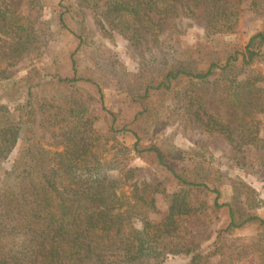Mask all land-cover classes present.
Segmentation results:
<instances>
[{"label": "trees", "instance_id": "1", "mask_svg": "<svg viewBox=\"0 0 264 264\" xmlns=\"http://www.w3.org/2000/svg\"><path fill=\"white\" fill-rule=\"evenodd\" d=\"M64 2L57 8L59 26L76 37L78 46L70 54L71 76L52 77L51 83L79 85L99 102L104 98L101 86L78 69L76 54L84 43V30L70 28L67 15L84 17L82 9H89L101 32H117L151 53L169 20L196 18L202 11L206 35L232 34L241 12V0H76V7ZM29 4L39 6V0ZM250 8L264 13V0H251ZM55 37L51 23L41 14H20L0 0V95L14 93L13 100L23 102L15 113L0 104V165L22 140L11 169L0 176V264H161L166 256L182 254L190 258L187 264H210L222 254V246L205 251L195 238L185 239V223L199 211L194 194L201 191L216 194L213 210H228L230 222L217 238L247 224L264 233L263 218L248 215L239 222L230 204L219 203L218 190L187 179L186 170L179 173L166 166L180 187L169 192L163 182L131 183L135 170L127 168L124 160L112 166L113 161L101 162L109 140L118 133H132L137 149L139 137L132 121L117 128L115 114L104 107L111 125L102 134L86 118L89 108L82 99L65 111L54 100H36L42 82L33 86L31 78L10 82L11 69L24 60L40 58ZM186 53L187 58L165 70L162 80L146 82L140 98L151 91L168 92L174 81L188 78V86L176 94L186 123L196 131L224 136L233 149L264 146L256 123V115L264 113V74L251 68L256 59H264V29L250 38L244 50L233 49L223 60H210L205 69L196 67L200 48ZM146 111L142 106L132 120ZM37 120L48 135L40 138L46 140V148L37 138ZM23 130L29 134L21 139ZM143 152L166 165L159 149ZM127 153V148L122 149L120 158ZM113 170L116 177L109 174ZM158 194L163 195L165 212L157 207ZM261 247L256 250L258 264H264Z\"/></svg>", "mask_w": 264, "mask_h": 264}, {"label": "rangeland", "instance_id": "2", "mask_svg": "<svg viewBox=\"0 0 264 264\" xmlns=\"http://www.w3.org/2000/svg\"><path fill=\"white\" fill-rule=\"evenodd\" d=\"M5 1L20 14L34 17L41 14L43 19L49 20L56 32L55 39L49 42L40 58L24 60L11 69L10 82L26 78H31L32 86L42 82L43 86L38 90L36 100H54L55 105L65 111L82 99L89 108L86 118H91L94 130L102 134L107 133L111 125V118L103 110L104 107L115 114V127L120 128L132 121L131 128L139 137L137 149L134 147L137 140L132 133H118L109 140V150L101 162L113 161L112 166L117 160H124L127 168L135 170L131 183L163 182L169 192L180 187L166 166L179 173L186 170L184 175L187 179L205 182L212 190H218L219 203L230 204L235 209L239 222L248 215H258L264 219V146L245 145L240 149H233L224 136L196 131L186 123L176 94L183 92L188 86V78L174 81L172 89L168 92L151 91L148 97L140 98L144 95L146 82L162 80L166 69L174 62L177 63L180 58L188 57L187 50H202V54L197 56L198 69L207 68L210 60H223L233 49L244 50L250 38L264 29V13L259 14L252 10L251 0H241V12L235 33L206 35L200 11L196 18L181 17L169 20L160 36V43L152 46L151 53L146 50L145 45L135 47L117 32H101L89 9H82L84 17L77 13L67 15L66 20L70 28L75 31L84 30V43L76 54L78 69L98 82L104 93L103 102L87 96V91L79 85L64 87L51 83L54 80L52 77L71 76L70 54L78 46L74 35L60 29L57 8L61 0H39V6L30 5L29 0ZM64 3H74L76 7V0H65ZM163 64L165 66L161 68ZM251 68L264 74V59H256ZM25 92L24 88L22 96ZM15 97L14 93L0 95V104L7 105L11 112H14L16 106L23 103L22 100H13ZM139 100L142 105L136 103ZM142 106H145L147 111L133 121L134 114L139 112ZM256 123L259 136L264 138V113L256 115ZM39 125L37 120V138L47 137V133H44ZM27 134L29 133L22 132L21 139ZM40 140L46 148V140ZM21 145L22 140L0 165V176L11 169ZM152 147L165 155L166 165L151 159L148 153L143 152ZM124 148H127L129 153L125 158H120L119 152ZM182 157L185 159H180ZM109 174L114 177L118 175L114 170ZM215 199L216 194L211 191L194 194V206L199 208V211L186 221L185 239L195 238L205 251L216 245L222 246V254L214 256L210 264H258L256 250L264 246V233L256 225L247 224L222 233L221 237L217 238L230 220L226 208L213 210ZM156 204L161 212H165L166 204L162 194L156 195ZM150 216L158 219L161 215ZM262 247L261 249H264ZM189 259L184 254L170 255L166 256L161 264H187Z\"/></svg>", "mask_w": 264, "mask_h": 264}]
</instances>
